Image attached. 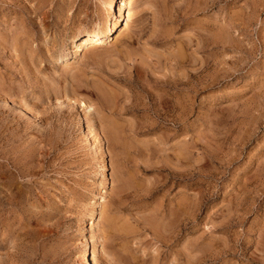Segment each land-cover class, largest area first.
I'll return each mask as SVG.
<instances>
[{"label": "rangeland", "instance_id": "rangeland-1", "mask_svg": "<svg viewBox=\"0 0 264 264\" xmlns=\"http://www.w3.org/2000/svg\"><path fill=\"white\" fill-rule=\"evenodd\" d=\"M108 1L0 0V264H264V0Z\"/></svg>", "mask_w": 264, "mask_h": 264}, {"label": "bare ground", "instance_id": "bare-ground-1", "mask_svg": "<svg viewBox=\"0 0 264 264\" xmlns=\"http://www.w3.org/2000/svg\"><path fill=\"white\" fill-rule=\"evenodd\" d=\"M113 1L114 0H109L108 1V5H109L110 9H112V7H113ZM115 10L117 12H115L114 14H112V21L111 22H108V24H106L107 26L104 27L103 29L96 30V31H88V32L83 33L79 37L78 36H74L72 38V42H73L74 47H75V53L80 49V46L81 45H88V44H91V43H95V42L101 41V39H103V38L108 37L110 35V33L117 26L118 27H122L121 28L122 29L121 32H124V31L130 29V25H131V21H130L131 13L128 11V3H127V1L120 0L119 3H118V6L116 7V9H114V11ZM86 107L91 108L92 105L91 104H88V105H86ZM34 116H36V115H34ZM89 126L92 127V124L90 123ZM93 135H95V134H93ZM96 153H97V158H98L97 160H98V162L102 164V162H103L102 156L100 155L99 152H96ZM101 168H102L101 175H103L104 174V172H103V170H104L103 169V164L101 165ZM96 242L97 241L94 239V244H96ZM82 255H83V259H84L83 260V264H91L90 259H89V253L87 255V249H86L85 246L83 247ZM94 258H95V252L93 253V257H91V260L93 261Z\"/></svg>", "mask_w": 264, "mask_h": 264}]
</instances>
